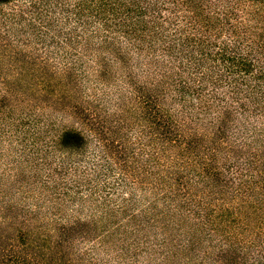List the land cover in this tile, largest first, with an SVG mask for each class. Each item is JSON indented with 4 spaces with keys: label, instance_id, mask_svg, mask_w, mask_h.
Listing matches in <instances>:
<instances>
[{
    "label": "trees",
    "instance_id": "1",
    "mask_svg": "<svg viewBox=\"0 0 264 264\" xmlns=\"http://www.w3.org/2000/svg\"><path fill=\"white\" fill-rule=\"evenodd\" d=\"M41 1L47 5L44 10L38 5ZM5 2L7 0H0V4ZM29 2L28 9L13 7L11 13L0 10V27L4 31L0 37V109L13 107V102L17 100L25 103L33 100L43 102L51 98L54 106H65V94L58 95L54 87L56 78L53 75L47 77L44 62L48 59L43 56L41 59L45 61H39L37 56L31 57L12 48L14 43L11 32L14 31V36H20L26 28L36 30L38 42L43 48L49 45L44 35H48L50 30L57 37L63 36L61 42L56 36H53L52 41L60 47L70 46L65 55H75L70 50H77L80 44L86 50L92 48L93 44L101 46L102 42L93 39L102 33L105 46L101 47H108L115 59L124 67L127 66L125 69L130 89L128 95L121 97L119 105L124 110L118 113L121 119H116L113 125L110 117H101L100 110L89 113L86 108L72 105V111L84 120L85 125L95 133V138L103 143H96L100 154L92 162L87 159V137L76 130L71 135H65L51 126L50 130L55 132L56 137L38 146L35 141L45 138L39 129V120H23L22 126L18 128L21 152L29 149L36 167L46 165L47 180H52L55 187H74L76 191L85 186L91 195L89 199L101 207L109 222L115 223L101 225L105 234L130 223L137 230L140 225L150 224L140 223V220L148 222L154 216L162 222L168 215L176 216L175 208L190 210L192 205H196L197 217L210 225L217 224L220 219L226 223H237L241 231L249 234L250 224L256 220L254 235L262 237L264 148L260 150L256 143L259 141L258 132L261 131L257 125H264V0ZM214 6L217 9L210 13ZM235 10L241 11L238 15L241 20L237 18L231 21L226 18L227 13ZM32 11L38 12L45 24L36 26L34 22L28 24L17 20V17L24 19L28 15V21L31 20ZM165 12L168 14L164 16ZM70 21L74 22L72 27H65ZM224 29L231 35V43H211L208 38L213 31L219 30L215 35L222 34ZM104 30L107 33H103ZM195 33L198 35L195 36ZM117 36L127 39L126 47L130 45L136 53H151V60L160 53L167 55L171 69H176L173 73L175 75L169 79L167 74L172 72L168 71L170 66L166 63L163 64L165 71L161 72H166L165 78L158 77L152 68L151 81L141 82L133 74L129 65L132 59L130 55L127 56L128 51L123 49L122 41ZM212 46L215 48L211 49ZM3 57L10 61L15 77L5 75ZM157 63L158 59L152 61V65ZM101 68V76L108 79L112 73L108 59L104 58ZM63 70L70 79L77 77L72 72L75 67L64 66ZM76 81L77 78L73 79L74 84L71 86L77 85L81 91V85ZM169 90L170 93L166 95ZM50 91L56 93V96L50 94ZM169 96L171 102L164 105L163 101ZM7 114H11L12 120L15 118L13 110ZM7 122L3 124H13L9 123L10 120ZM204 125H208V133H199V127ZM233 125H242L243 129L231 130ZM122 128L130 130V135L122 132ZM3 131L4 125L2 128L0 126V135ZM235 133L239 138L231 141L230 136ZM30 137L32 139L28 141ZM53 146L57 150L65 146L79 151V157L84 156L85 164H80L83 159L76 161L69 158L66 163L63 160L53 166L48 159L52 156ZM33 147L36 153L32 151ZM220 151L240 159L228 167L223 166L230 174L228 179L222 176L218 168ZM234 167L240 170L238 175H234ZM226 188L232 195L229 201L234 204L236 211L231 212L223 204H220L222 208L219 216L207 211L208 203L202 202L198 195L209 197L215 193L224 196ZM125 189H129L128 195L122 194ZM142 193H146L143 197L147 199L148 205L138 215L131 211L138 205V197ZM78 198L85 201V197ZM221 198L224 200V197ZM160 201L164 205L160 208L162 210L159 213L152 211L159 208ZM185 206L187 208H183ZM123 215H128L125 219L129 223H117L116 220ZM245 221L248 225H245ZM91 223L77 222L70 226H60L59 238L51 240L47 235L39 236L36 239L38 243L30 249L23 232L25 225L19 224L20 227L14 228L9 235L0 231V264H79L81 260L87 259L85 255H89V249L72 256L69 249L73 248V242L70 244V239L75 235H81L82 239L94 235L98 225L93 221ZM123 232H127V229ZM108 236L102 241L107 243ZM226 262L234 264L232 260ZM87 264L97 262L90 258Z\"/></svg>",
    "mask_w": 264,
    "mask_h": 264
},
{
    "label": "rangeland",
    "instance_id": "2",
    "mask_svg": "<svg viewBox=\"0 0 264 264\" xmlns=\"http://www.w3.org/2000/svg\"><path fill=\"white\" fill-rule=\"evenodd\" d=\"M29 1L7 0L4 4H0V10L5 13H11L14 11L13 7L28 9L31 3ZM39 1L37 0V2ZM38 5L42 10L47 6L43 4V1ZM214 9H217V7H211L210 13H213ZM235 11L233 13H227L226 18L228 17L231 21L237 18L241 20L242 18L238 17L241 11ZM37 13L34 11L29 21V15L28 17L24 16V19L17 17V20L28 24L34 22L36 26L45 24V21H42ZM221 13L223 12L221 11ZM167 14L165 12L164 16ZM73 23V21H70V24H65V27H72ZM59 24L62 25V22ZM218 31H213L212 35L209 36L208 39H210L211 43H223L224 41L231 43L232 40L229 32L224 29L222 34L215 35ZM13 32H11L14 43L13 49L28 54L31 57L37 56L39 57V61H45V59H41L43 56L48 59L47 62H44L47 68V77L50 78L53 75L56 78L57 83L54 87L58 91V95L65 94V98L63 99L65 106L63 108H60L58 105L54 106L53 99L51 98L43 102H35L33 100L25 103L17 100L13 102V107L5 106L0 109L1 128L4 125V131L0 135L1 232L9 235L17 227H20L19 224L25 225L23 232L26 237V245L30 249L35 243H38L36 239L39 236L47 235L48 239L51 240L59 238L60 226H70L77 222L92 224L91 221H93L98 225L94 235L86 237L85 239H82L81 235L71 237L70 244L73 242V248H70L69 251H71L72 256L75 257L76 252H83L89 249V255H85V258L94 259L97 264H227L226 261L228 260H232L234 264H264V233L262 237L254 235L253 230L257 229V224H255L257 222L256 220L250 224L249 234L241 231L237 223H226L220 221V219L217 224L211 223L210 225L206 221L201 220L200 217H197L196 205H192L190 210H177L175 208V212H177L176 216L172 217L168 215L162 222L157 220L156 217L154 218V216L148 222L145 220L139 221L140 223H150L153 225H140L135 230L130 223L121 226L119 229L115 228L111 233L105 234L104 227L101 225L112 222H109L104 217L101 207L98 204L95 205L93 199H89L91 195L88 194L85 186L80 191H76L74 187H70V189H65V187L60 185L55 187V183L52 180H47L46 165L36 167L32 160L30 150L27 149L25 152H21L20 140L18 139L20 129L18 128L22 126L23 120L37 118L39 120L38 126L40 127L41 134L45 137L42 141L40 139L35 141L38 146H41V142L51 141L53 136L56 137L55 132L50 130L51 126L65 133V135H71L76 130L77 133L82 134L85 138L87 137L89 143L87 159L92 162L93 159L99 156V145L103 143L95 138V133L85 125L84 120L72 111V105H79L82 108H86L89 113H95V110H100L101 117H110L113 125L116 119H121L118 113H122L124 110L119 105L122 101V95H128L130 93L127 84V70L125 69L127 66L124 67L119 60L115 59V56L109 52L108 47H101L105 46V42L101 38L102 33L98 35L99 37L96 36L93 39L95 42H102L101 46L93 44L92 48L86 50L85 46L80 44L77 50L75 48L70 50L72 53H76L75 55H65V52L70 49V46L67 45L64 48L58 46L56 42H53V36L55 37L56 34L51 30L48 35H44L45 40L49 42V45H46L44 48L38 42L36 30L32 31L26 28V31H21L23 34L20 33V36H14L15 34ZM3 33V27H0V37H2ZM103 33H107V31ZM191 33L194 34L193 32ZM109 34L113 35V33ZM82 35L85 36L86 33H82ZM197 35L198 33H195V36ZM117 37L122 41L123 49L128 51L127 56L129 57L130 55L132 59L129 65H131L134 71L133 74L137 75L141 82L149 83L151 81L152 68L156 70L158 77L165 78L166 72H161L165 71L163 64L166 65V63L170 66L168 71L170 70L172 72L171 74H167L169 79L175 75L173 73L176 69L175 67L171 69V65L167 62L169 58L167 55L159 52L160 54H158L157 58L153 59H158L159 63L152 65L151 53V55L136 53L130 45L126 47L128 44L127 39L123 36ZM56 39H59L61 42L64 38L63 36H56ZM63 44L65 45V41ZM213 48L215 47L212 46L211 49ZM104 58L108 59L109 63H111L112 73L108 79L101 76V62L104 61ZM64 66L75 67V70L72 72L77 77L73 76V79L77 78L75 83L78 82L81 85V91L80 87L77 89V85L71 86L74 84L72 83L73 79L66 76L63 70ZM3 67L6 69L5 75L11 78L15 77L16 73L12 71L10 61L4 57ZM61 79H64V81ZM29 80L32 82L31 77H29ZM45 91L43 90V92ZM169 93L170 90L166 95ZM50 94L53 93L50 91ZM55 94L53 95L56 96ZM179 96L181 97V94ZM170 97L163 101V104L165 103L164 105L171 102ZM12 110L15 117L13 120L11 114L10 116L7 114ZM7 120H10L9 123L13 124H3L4 122L8 123ZM207 126L199 127V133H208L207 129L209 128H206ZM233 126L231 130L243 129L242 125ZM210 127H213V125H210ZM257 127L261 131L258 132L259 141L256 144L259 145L260 150H263L264 125H257ZM121 131L130 135V130L126 128H122ZM235 134L230 136L231 141H236L239 138L238 134ZM31 139L30 137L28 141H31ZM96 143H99V145H96ZM52 145H55L54 142H52ZM100 149L102 150L103 147L101 146ZM32 151L36 153L34 147ZM78 152L71 150L70 147L64 146L57 150L56 146H53L52 156H49L48 159L53 166L58 165L63 160L66 163L69 158H73L76 161L83 159L80 162L83 165L85 164V158L84 156L79 157ZM228 154L225 151H220L218 155L219 161L217 162L219 164L218 168L222 171V176L226 179L229 178L230 174L223 166L228 167L233 161L240 160L237 156ZM232 171L234 175H238L240 170L234 167ZM67 179L69 181V178ZM230 189L232 188L230 187ZM122 194L128 195L129 189L123 190ZM145 194L142 193L139 195L138 205L131 212L139 215L141 209L147 207V199L143 197ZM81 196L85 197V201H81L78 198ZM113 196L117 195L114 194ZM198 196L201 197L202 202L205 204L208 203L207 211L213 212L217 216L221 214L220 208H222V205L220 204H223V207H229L231 212L236 211L234 204L229 201L232 195L229 194L228 189L224 196L215 193L209 195V197L204 194ZM221 197H224V200ZM158 206L159 208L157 207L151 210L159 213V210H162L160 208L164 206L163 202L160 201ZM183 208H187V206ZM123 216L116 220L117 223L119 221L121 223H129L127 222L128 219H125L128 215ZM245 225H248L246 221ZM126 229L127 232L124 233L123 231ZM106 235H109L107 237V243L102 241ZM15 236H17L16 233ZM222 257H224V260H221ZM87 259L85 261L81 260L79 264H87Z\"/></svg>",
    "mask_w": 264,
    "mask_h": 264
}]
</instances>
